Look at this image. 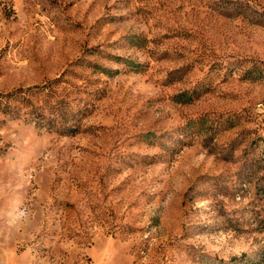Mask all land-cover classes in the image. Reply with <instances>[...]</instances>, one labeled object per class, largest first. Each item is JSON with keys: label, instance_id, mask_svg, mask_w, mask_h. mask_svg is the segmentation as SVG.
<instances>
[{"label": "rangeland", "instance_id": "1", "mask_svg": "<svg viewBox=\"0 0 264 264\" xmlns=\"http://www.w3.org/2000/svg\"><path fill=\"white\" fill-rule=\"evenodd\" d=\"M0 264H264V0H0Z\"/></svg>", "mask_w": 264, "mask_h": 264}]
</instances>
